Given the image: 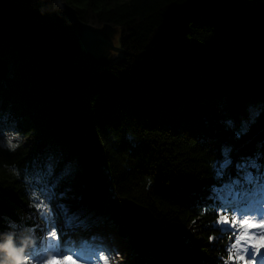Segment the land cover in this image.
<instances>
[{
    "label": "trees",
    "instance_id": "1",
    "mask_svg": "<svg viewBox=\"0 0 264 264\" xmlns=\"http://www.w3.org/2000/svg\"><path fill=\"white\" fill-rule=\"evenodd\" d=\"M63 1L83 22L116 28L120 50L92 73L0 24V58L13 62L0 81V133L22 139L15 150L0 146V242L28 240L32 260L59 257L55 244L40 252L49 221L34 191L59 192L54 179L77 167L76 197L61 198L77 241L65 256L245 264L247 255L229 260L235 237L217 220L254 215L248 200L264 185V0ZM123 198L159 224L148 253L115 215ZM105 235L126 244L125 256Z\"/></svg>",
    "mask_w": 264,
    "mask_h": 264
},
{
    "label": "water",
    "instance_id": "2",
    "mask_svg": "<svg viewBox=\"0 0 264 264\" xmlns=\"http://www.w3.org/2000/svg\"><path fill=\"white\" fill-rule=\"evenodd\" d=\"M0 24L25 46L42 50L61 64H80L92 73L110 65L115 51L120 50L116 46V28L83 22L77 11L63 0H0ZM8 74L6 61L0 60V81L8 80ZM123 206H135L149 213L157 230L154 246L145 249L141 245L133 229L134 221L123 216ZM114 211L144 253L156 247L160 228L147 208L123 198L115 202Z\"/></svg>",
    "mask_w": 264,
    "mask_h": 264
},
{
    "label": "rangeland",
    "instance_id": "3",
    "mask_svg": "<svg viewBox=\"0 0 264 264\" xmlns=\"http://www.w3.org/2000/svg\"><path fill=\"white\" fill-rule=\"evenodd\" d=\"M0 60H5L7 63V68H8V72L9 74L12 72L13 69V62L9 59H4V58H0ZM11 140L12 143L14 144H21L22 143V139L13 131H6L4 133H0V146L1 147H6L7 142ZM82 179H83V172L77 168V167H69V168H65L55 179H54V184H53V188H51V190L54 189V187H56L58 190H60L59 192H53V191H46L45 193H40V191L35 190L34 191V196L37 197L38 201V207L40 209L41 212H43L45 214V216L48 218V227L45 230V237L39 240V247H40V252L44 253L47 248L49 247V245L55 244L57 246L60 247V256L56 257V254L53 252H50L46 255H41L38 258L33 259V261H36L37 264H45V261L47 259H51L53 257V255H55L56 260H61L63 259V257L65 256V251H63L64 249H66L65 245H69L72 243V241L74 240H69V236L71 235V230L74 229V227H71L69 225L68 222V218L67 216H65V212L63 210L62 207V200L61 198H73L76 197V192L78 191V189L81 186L82 183ZM37 180L42 182V180L37 177ZM41 185V184H40ZM60 186V187H59ZM264 191V185L259 186L258 189L256 190V192L258 194L253 195L248 201H251L253 198L255 200V207L253 208L254 211H256V213L254 215H248L246 216L249 220L254 221V222H259V220L261 218H264V201H261L260 204V198L262 196H264V193H259ZM259 199V200H257ZM124 208H122V213L123 216L126 217V219L132 220V222L134 221L133 218H135L136 215H141L144 216L146 218H148L150 215L146 210H142L139 209L135 206H123ZM249 209V208H248ZM250 210V209H249ZM134 214V215H133ZM248 214V213H245ZM122 216V217H123ZM236 217L239 219L238 214H236ZM150 218V217H149ZM245 218V217H244ZM125 219V220H126ZM135 219L138 220V223H136L135 221L132 223L135 230L139 231L141 230V219L136 217ZM136 223V225H135ZM138 224V227H137ZM54 229L57 232V235L59 237L58 242H54V241H50L48 239L49 236V232L50 230ZM87 233H90L89 235H86V237H88V239H90L92 241V239H94V235H96L97 237H102V234H92L90 231L85 230ZM253 231L259 233L261 230L260 229H253ZM154 242L151 245L154 246L155 242H156V235H157V230H156V234H154ZM107 237V235H105ZM109 238V237H107ZM77 241H74V244ZM77 244V243H76ZM82 243H80L81 245ZM108 245L109 248L112 249L111 247L116 246V248H118V253L121 254V256H125L122 255L121 249H125L126 250V244L124 242H122L121 240L116 239L111 240L109 238L108 240ZM148 249V248H146ZM61 252L63 255H61ZM97 255H92V256H86L85 254L79 253V252H75L74 254H70V255H66V256H70L71 259L67 260L65 262V264H73V262H75V264H105V262H107V264H126L127 259H123V257H118L115 253L109 252L106 253L105 251H98ZM103 257V258H101ZM249 260V259H248ZM260 261V263H259ZM253 262H256V264H264V249L260 250V254L257 255L256 259L254 261H251L250 264H253ZM131 263V262H130Z\"/></svg>",
    "mask_w": 264,
    "mask_h": 264
},
{
    "label": "snow or ice",
    "instance_id": "4",
    "mask_svg": "<svg viewBox=\"0 0 264 264\" xmlns=\"http://www.w3.org/2000/svg\"><path fill=\"white\" fill-rule=\"evenodd\" d=\"M217 223L227 226L232 229V235L235 237V242L231 244L229 248V260L233 259V253L237 261L245 259V255L249 257V260L245 261V264H250L254 261L260 250L264 249V218H261L259 222H254L245 218L233 217L231 220L227 215H220ZM253 229H260L259 233L253 231ZM48 239L50 241L58 242L59 237L57 232L52 229L49 232ZM61 255H63L61 253ZM103 258V257H101ZM70 256H64L61 260H56L55 255L51 259H47L45 264H65L67 260H70ZM75 264V262H73ZM107 264V262H105Z\"/></svg>",
    "mask_w": 264,
    "mask_h": 264
},
{
    "label": "clouds",
    "instance_id": "5",
    "mask_svg": "<svg viewBox=\"0 0 264 264\" xmlns=\"http://www.w3.org/2000/svg\"><path fill=\"white\" fill-rule=\"evenodd\" d=\"M57 7H60V5L57 4ZM6 147L9 150H15L18 144H14L9 140ZM29 243L28 240H23L20 246H17L12 237L8 236L3 242H0V264H37L36 261L25 254Z\"/></svg>",
    "mask_w": 264,
    "mask_h": 264
},
{
    "label": "bare ground",
    "instance_id": "6",
    "mask_svg": "<svg viewBox=\"0 0 264 264\" xmlns=\"http://www.w3.org/2000/svg\"><path fill=\"white\" fill-rule=\"evenodd\" d=\"M134 215V214H133ZM138 217L141 219V230L139 231V228H138V231L135 230V234L136 236L139 237V240H140V243L141 245L146 249V248H150L151 245L153 244V238H154V234H155V225L154 223L151 221V219L148 217H144V216H141V215H136L135 218ZM134 219V221L136 223H138V220L137 219ZM135 223V225H136ZM137 227H138V224H137ZM125 252V251H124Z\"/></svg>",
    "mask_w": 264,
    "mask_h": 264
}]
</instances>
